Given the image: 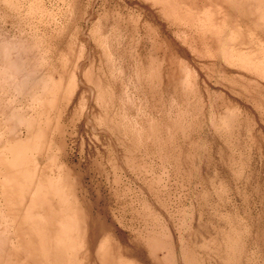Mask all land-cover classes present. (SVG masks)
<instances>
[{"label":"rangeland","instance_id":"1","mask_svg":"<svg viewBox=\"0 0 264 264\" xmlns=\"http://www.w3.org/2000/svg\"><path fill=\"white\" fill-rule=\"evenodd\" d=\"M0 264H264V0H0Z\"/></svg>","mask_w":264,"mask_h":264},{"label":"bare ground","instance_id":"2","mask_svg":"<svg viewBox=\"0 0 264 264\" xmlns=\"http://www.w3.org/2000/svg\"><path fill=\"white\" fill-rule=\"evenodd\" d=\"M262 15V14H261Z\"/></svg>","mask_w":264,"mask_h":264}]
</instances>
